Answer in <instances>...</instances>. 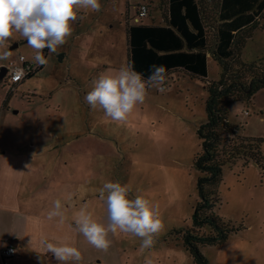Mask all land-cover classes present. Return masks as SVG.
Here are the masks:
<instances>
[{"label": "rangeland", "instance_id": "rangeland-1", "mask_svg": "<svg viewBox=\"0 0 264 264\" xmlns=\"http://www.w3.org/2000/svg\"><path fill=\"white\" fill-rule=\"evenodd\" d=\"M136 1L100 0L101 11L80 10L67 42L58 47L56 54L44 51L46 65L12 92L0 78V108L7 100V115L18 123L39 117L44 133L34 137V147L38 145L36 138L43 144L38 163L85 166L82 172L63 174L61 178L86 182V193H92L94 199L85 207H96L104 222H108L107 206L99 198V189L105 182L118 181L131 189L129 198L139 195L158 204L164 227L151 249L141 250L139 237L122 233L125 243L132 246L129 264H145V258L152 264H195L180 231L192 225L194 205L199 199V171L192 160L201 149L197 129L206 118V81L180 70L170 72L166 90L149 88L145 102L137 105L126 122L112 121L84 99L101 73L114 75L128 64L125 14L128 7L129 16L134 15L132 5ZM152 4L149 17L142 20L164 24L162 7L155 0ZM259 22L261 27L247 39L241 59L262 67L264 16ZM208 37L211 43L212 34ZM7 50L11 56L0 60V68L19 63L20 55L34 69L38 67L34 50L18 33L9 39ZM220 72L219 63L210 55L207 80L217 79ZM226 106L235 135L225 132L224 137L235 142L244 134L264 138V88L250 98L234 94ZM30 134L31 130H23L24 138ZM262 146L264 142L260 144L264 155ZM261 161L258 165L246 156H238L222 167L214 210L240 228L219 243L200 246L210 264H264V158ZM54 175L57 178V173ZM200 231L211 229L205 226Z\"/></svg>", "mask_w": 264, "mask_h": 264}, {"label": "trees", "instance_id": "trees-1", "mask_svg": "<svg viewBox=\"0 0 264 264\" xmlns=\"http://www.w3.org/2000/svg\"><path fill=\"white\" fill-rule=\"evenodd\" d=\"M155 1L162 7L164 24L142 20L149 17L154 0H150L147 14L138 21H134L128 14V7L126 9L127 60L144 78L150 75V65L156 64L165 66L167 74L180 70L192 78L206 81V118L197 129L201 149L192 160L199 171L196 178L199 199L194 205L192 225L185 226L180 232L194 263L210 264L200 246L219 243L240 228L223 220L214 210L219 200L217 185L222 167L238 156H246L258 165L264 158L260 150L264 138L244 134L235 142L224 137L225 132L235 135L228 120V99L234 94L250 98L264 88V65L259 67L241 59L247 39L261 27L259 21L264 16V0ZM209 33L212 34L211 43ZM208 54L221 67L219 77L214 80L206 78ZM205 226L211 231L201 232Z\"/></svg>", "mask_w": 264, "mask_h": 264}, {"label": "clouds", "instance_id": "clouds-1", "mask_svg": "<svg viewBox=\"0 0 264 264\" xmlns=\"http://www.w3.org/2000/svg\"><path fill=\"white\" fill-rule=\"evenodd\" d=\"M100 0H0V60L11 56L8 41L18 33L34 50V61L46 65L44 50L56 54L59 46L73 34L72 22L78 19L80 10L99 12ZM82 18V17H81ZM150 75L144 78L131 63L121 66L114 75L101 73L94 79L92 90L84 99L93 110L100 109L114 122H126L137 105L143 104L148 89L155 87L165 91L167 70L163 65H150ZM264 147V146H262ZM131 189L120 182H105L99 189V198L107 206V224L97 222L92 214L81 208L75 215L76 231L98 250L107 251L111 245L109 233L130 234L141 239L140 249H151L155 237L164 225L159 216L158 204L143 196L129 198ZM63 204L54 201L47 219L64 222ZM44 250L50 252L60 264L83 259L81 252L70 244L42 241ZM145 264L152 261L145 258Z\"/></svg>", "mask_w": 264, "mask_h": 264}, {"label": "crops", "instance_id": "crops-1", "mask_svg": "<svg viewBox=\"0 0 264 264\" xmlns=\"http://www.w3.org/2000/svg\"><path fill=\"white\" fill-rule=\"evenodd\" d=\"M6 101L0 108V250L9 244L15 247L16 254L9 264H60L44 250L42 241L77 247L83 257L78 264H129L132 246L125 243L122 233H109L111 245L107 251H102L76 231L75 215L81 208L91 213L97 222L107 224L96 207L86 209V202L94 199L92 193H86V182L61 178L63 174L82 172L85 166L38 163L43 144L36 138L38 145L34 147V137L44 133L39 117L35 121L18 123L7 115ZM24 129L31 130L30 137L24 138ZM57 199L64 206L63 224L58 222L59 218L47 219Z\"/></svg>", "mask_w": 264, "mask_h": 264}, {"label": "built area", "instance_id": "built-area-1", "mask_svg": "<svg viewBox=\"0 0 264 264\" xmlns=\"http://www.w3.org/2000/svg\"><path fill=\"white\" fill-rule=\"evenodd\" d=\"M151 3L150 0H137L132 7L134 8V21H138L140 17L147 14ZM33 66L28 63L25 58L20 55L19 63H10L6 67V74L3 76L5 82L9 85L10 91L16 89V86L21 83L27 75L33 70ZM16 254V249L13 245H7L0 250V260L2 264H9L10 258Z\"/></svg>", "mask_w": 264, "mask_h": 264}, {"label": "water", "instance_id": "water-1", "mask_svg": "<svg viewBox=\"0 0 264 264\" xmlns=\"http://www.w3.org/2000/svg\"><path fill=\"white\" fill-rule=\"evenodd\" d=\"M6 74V68L2 67L0 69V78H2Z\"/></svg>", "mask_w": 264, "mask_h": 264}]
</instances>
